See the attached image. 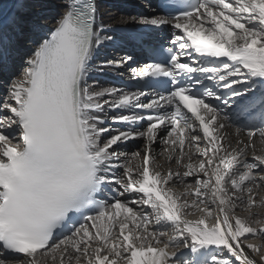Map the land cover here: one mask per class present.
<instances>
[{
    "label": "snow or ice",
    "instance_id": "1",
    "mask_svg": "<svg viewBox=\"0 0 264 264\" xmlns=\"http://www.w3.org/2000/svg\"><path fill=\"white\" fill-rule=\"evenodd\" d=\"M0 264H264V0H0Z\"/></svg>",
    "mask_w": 264,
    "mask_h": 264
},
{
    "label": "rangeland",
    "instance_id": "2",
    "mask_svg": "<svg viewBox=\"0 0 264 264\" xmlns=\"http://www.w3.org/2000/svg\"><path fill=\"white\" fill-rule=\"evenodd\" d=\"M110 3H116V4H118L116 1H114V2L113 1H110ZM111 12H112V14H115L117 17L119 15H121V13L118 12L116 8H112Z\"/></svg>",
    "mask_w": 264,
    "mask_h": 264
},
{
    "label": "bare ground",
    "instance_id": "3",
    "mask_svg": "<svg viewBox=\"0 0 264 264\" xmlns=\"http://www.w3.org/2000/svg\"><path fill=\"white\" fill-rule=\"evenodd\" d=\"M110 1H113V2L116 1L118 4L123 2V0H106L107 3H110ZM257 147L259 148L260 145L258 144Z\"/></svg>",
    "mask_w": 264,
    "mask_h": 264
}]
</instances>
